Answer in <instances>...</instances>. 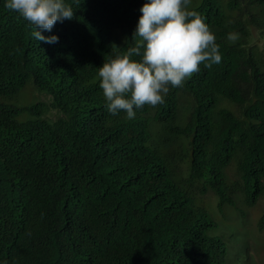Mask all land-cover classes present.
<instances>
[{"label":"trees","instance_id":"1","mask_svg":"<svg viewBox=\"0 0 264 264\" xmlns=\"http://www.w3.org/2000/svg\"><path fill=\"white\" fill-rule=\"evenodd\" d=\"M66 2L49 45L0 0V264H227L192 194L261 201L264 231V0H190L222 61L133 119L96 68L135 46L144 0Z\"/></svg>","mask_w":264,"mask_h":264},{"label":"clouds","instance_id":"2","mask_svg":"<svg viewBox=\"0 0 264 264\" xmlns=\"http://www.w3.org/2000/svg\"><path fill=\"white\" fill-rule=\"evenodd\" d=\"M190 0H144L140 6L133 37L135 46L122 55L110 57L96 68L106 110L128 119L144 105L163 103L170 87H180L200 65L220 64L222 55L216 37L193 10ZM4 7L15 11L32 28L35 41L58 43L52 32L56 23L71 20L74 9L66 0H4ZM238 33H227L231 42ZM138 57V59H134Z\"/></svg>","mask_w":264,"mask_h":264},{"label":"rangeland","instance_id":"3","mask_svg":"<svg viewBox=\"0 0 264 264\" xmlns=\"http://www.w3.org/2000/svg\"><path fill=\"white\" fill-rule=\"evenodd\" d=\"M36 93L28 86L18 101H34ZM230 195L232 203L223 204H219L218 196L211 191L193 193L192 197L194 203L201 205L215 222L209 234L217 235L226 242L227 264H264V231L256 226L263 203L258 201L253 206H247L239 190Z\"/></svg>","mask_w":264,"mask_h":264}]
</instances>
